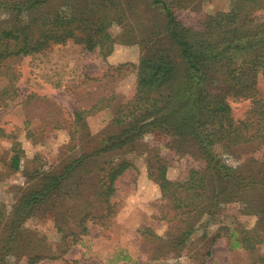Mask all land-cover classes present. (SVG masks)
<instances>
[{"label":"trees","instance_id":"16d2710c","mask_svg":"<svg viewBox=\"0 0 264 264\" xmlns=\"http://www.w3.org/2000/svg\"><path fill=\"white\" fill-rule=\"evenodd\" d=\"M55 1L0 0V76L11 78L1 95L8 99H13L11 81L16 78L14 63L19 59L47 57L70 42L85 52L99 49L103 59L116 43H139L145 51L137 64L110 65L100 77L82 72L75 84L64 86L83 97L96 84L102 89L91 104L81 103L64 119L71 138H79L87 117L107 108L114 113L113 126L124 129L117 140L104 135L100 146L82 150L57 172L45 168L41 156L43 163L33 173H25L26 185L19 190L12 209L0 202V233L6 240L0 250V264H7V257L17 252L15 238H24L23 224L41 204L56 207L61 200L73 209L78 203L80 222L97 218L94 213L103 210L101 204L110 202L115 179L132 166L133 160L125 155L96 169L94 158L146 133L172 137L180 149L192 147L203 161V166L181 172L175 182L167 177V165L150 162V176L161 186L163 196L175 210L186 212L182 220L177 218L178 228L184 229L176 236L180 241L173 244L186 246L187 240L204 231L205 223H212L225 205L240 203L241 213L256 216L257 221L250 229L241 225L227 235L229 248L249 251V264H264V0H233L225 11L205 14L203 21V15L187 20L180 17L179 0H60L57 5ZM181 1L184 6L193 3ZM115 24L123 29L117 37L109 31ZM129 76L134 77L131 88L120 91L119 80ZM104 85L111 86L105 90ZM230 98L250 102L243 118L234 117ZM0 135L15 136L2 126ZM12 152L11 167L21 170L24 149L19 141L12 143ZM232 154L251 163L230 166L225 156ZM79 168L95 174L97 203L87 195L81 204L82 192L70 188L76 181L69 183L67 179ZM53 212L56 219L62 216ZM175 216L180 217L179 213ZM59 230L66 232L64 225ZM217 237L212 239L207 256ZM69 244L63 238L52 254L32 252L29 263L63 258L56 256V251L65 253ZM65 264L74 263L67 260ZM202 264H206L205 259Z\"/></svg>","mask_w":264,"mask_h":264},{"label":"rangeland","instance_id":"374dc122","mask_svg":"<svg viewBox=\"0 0 264 264\" xmlns=\"http://www.w3.org/2000/svg\"><path fill=\"white\" fill-rule=\"evenodd\" d=\"M57 1L60 3V0ZM57 1L54 2L56 5ZM232 1L193 0V3L184 6V1L179 0L181 5L177 13L185 20L203 15V21L205 14L216 15L225 11ZM109 31L113 37H117L123 29L121 25L115 24ZM98 51L99 49L85 52L81 46L70 42L56 48L47 57L17 60L14 63L16 78L11 81L14 84L11 89L13 99H8L6 94L1 95V91L10 83V76H0V126L16 136L13 135L14 138L10 139L0 135V202L9 211L18 199L19 190L26 185L25 173H33L43 163L41 156L45 158L43 166L57 172L79 156L82 150L100 146L104 135L117 140L116 137L123 131V127L113 126L111 121L114 113L109 108L87 117L85 128L78 139L71 138L67 131L69 124L64 119L69 118L81 103L91 104L102 89L96 84L83 97L66 91L64 86L75 84L74 81L78 80L82 72L100 77L110 65L137 64L145 46L139 43H116L106 59ZM133 81V76L119 80V90L129 91ZM110 86L104 85V89H109ZM230 100L234 117L243 118L250 102L234 101L233 98ZM122 139L125 140L126 137ZM16 140L24 149L21 170L11 167L12 143ZM179 146L178 142L165 134L146 133L134 142L119 144L95 157L97 166L93 168L96 169L104 166L106 161L125 155L133 160L132 166L115 179V191L110 202L101 204L103 210L94 213L97 218L89 217L80 222L77 217L80 214L77 210L78 203H74L76 205L73 209H69L70 203L61 200L57 201L56 207L52 206L53 203L41 204L23 224L24 238H15L17 245L13 246L18 248L17 252L7 257L6 263L65 264L68 260L74 264H202L205 259L206 264H249V251L231 250L228 245L227 235L238 231L241 225L250 229L257 221L256 216L241 213L243 207L240 203L225 205L212 223H205L204 231H197L187 240L186 246L180 248L173 244L180 241L176 236L184 229L178 228L177 218L182 220L186 212L175 210L173 204L163 196L161 186L150 176L149 167L151 161H161L167 165V177L175 182L181 172L203 166L195 149L187 147L185 150V146L182 149ZM225 159V163L235 168L251 163L240 160L233 154L226 155ZM154 173L157 175L158 171ZM67 180L69 183L76 181L70 188L77 193L82 192L84 196L80 198L81 204L87 195H90L92 202L96 200L94 191L98 190V184L95 174L89 175L79 168L74 177ZM96 209L98 208L94 211ZM53 211L61 212L62 216L56 219ZM178 213L180 217L175 216ZM62 225L66 232L59 230ZM72 232L79 235L75 237L71 235ZM216 236L217 241L211 245V255L207 256L209 245ZM63 238L69 240V248L65 253L58 250L55 254L63 258H44L29 263L32 252L48 254L61 245ZM5 241L0 233V250Z\"/></svg>","mask_w":264,"mask_h":264}]
</instances>
